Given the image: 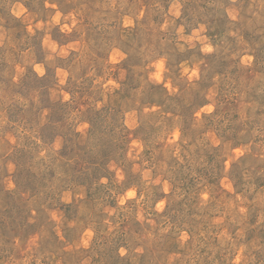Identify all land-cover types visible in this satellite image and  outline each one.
I'll return each instance as SVG.
<instances>
[{"label": "rangeland", "instance_id": "374dc122", "mask_svg": "<svg viewBox=\"0 0 264 264\" xmlns=\"http://www.w3.org/2000/svg\"><path fill=\"white\" fill-rule=\"evenodd\" d=\"M0 264H264V0H0Z\"/></svg>", "mask_w": 264, "mask_h": 264}, {"label": "clouds", "instance_id": "9594fccd", "mask_svg": "<svg viewBox=\"0 0 264 264\" xmlns=\"http://www.w3.org/2000/svg\"><path fill=\"white\" fill-rule=\"evenodd\" d=\"M53 7H55V5H53ZM22 11H25V9L23 8L22 4H17L16 7L13 8V13L17 16H19L21 14ZM56 20L58 22L59 20V13H57L56 16ZM62 30H67V31H71V29L69 28L68 25H63L62 26ZM45 43H48V37L45 38ZM53 50H55V44H53ZM205 51H211V47L208 46L207 48L204 49ZM114 59V57H113ZM162 65V62H161ZM36 71L38 72V74L43 75L44 74V69L41 65H36ZM59 71V70H58ZM193 75H195V72H193ZM157 79H159V75L157 74ZM65 99H67V95H65ZM197 115H199V113H197ZM237 151H239V149H237ZM134 194L133 190H129L128 195L132 196ZM162 203V202H161ZM159 207V205H158Z\"/></svg>", "mask_w": 264, "mask_h": 264}]
</instances>
